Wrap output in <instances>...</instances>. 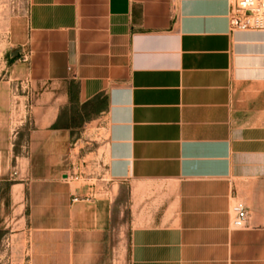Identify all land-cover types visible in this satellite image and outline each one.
<instances>
[{"label":"crops","instance_id":"crops-1","mask_svg":"<svg viewBox=\"0 0 264 264\" xmlns=\"http://www.w3.org/2000/svg\"><path fill=\"white\" fill-rule=\"evenodd\" d=\"M233 2L28 0L0 74L28 264H264V32H231ZM71 84L106 97L82 130Z\"/></svg>","mask_w":264,"mask_h":264},{"label":"rangeland","instance_id":"rangeland-1","mask_svg":"<svg viewBox=\"0 0 264 264\" xmlns=\"http://www.w3.org/2000/svg\"><path fill=\"white\" fill-rule=\"evenodd\" d=\"M27 4L28 0H0V74L5 70L3 66H7L10 61L6 54L7 49L13 47L11 45L14 44V39H18L24 33ZM79 110L76 109V111ZM76 111L71 112L69 109L66 114L64 113L65 119L61 123L72 125L75 130H82L85 124L100 118L105 112L99 113L94 119H88L85 114H77ZM72 115L75 116L74 119H70ZM103 127L101 120L98 122V128ZM5 165L6 155L2 153L0 156V201L4 203L7 199L5 179L10 178L12 168L10 165L7 170ZM23 227V223L11 222L6 215H0V264H28L26 238L17 236Z\"/></svg>","mask_w":264,"mask_h":264},{"label":"built area","instance_id":"built-area-1","mask_svg":"<svg viewBox=\"0 0 264 264\" xmlns=\"http://www.w3.org/2000/svg\"><path fill=\"white\" fill-rule=\"evenodd\" d=\"M228 20L231 32H264V0H234L230 5ZM15 175L13 172V176ZM231 213L232 227L243 229L248 221V212L244 205L234 202Z\"/></svg>","mask_w":264,"mask_h":264},{"label":"trees","instance_id":"trees-1","mask_svg":"<svg viewBox=\"0 0 264 264\" xmlns=\"http://www.w3.org/2000/svg\"><path fill=\"white\" fill-rule=\"evenodd\" d=\"M78 87L75 85H70L69 87V100H70V110L71 112L76 111L77 114H85L88 119L95 118L99 113L105 111L107 103L104 94H98L94 96L88 102L79 105L77 101ZM79 112V113H78ZM77 116V115H76ZM75 116H71L70 119H74ZM77 118V117H76ZM72 126V125H70Z\"/></svg>","mask_w":264,"mask_h":264}]
</instances>
